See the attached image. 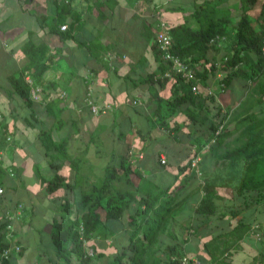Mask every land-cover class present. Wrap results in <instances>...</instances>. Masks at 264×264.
Returning a JSON list of instances; mask_svg holds the SVG:
<instances>
[{
  "label": "crops",
  "instance_id": "crops-1",
  "mask_svg": "<svg viewBox=\"0 0 264 264\" xmlns=\"http://www.w3.org/2000/svg\"><path fill=\"white\" fill-rule=\"evenodd\" d=\"M207 1L0 0V119L9 131L0 149V209L21 208L13 220L14 240L23 249L17 264H109L117 259L129 243L127 215L141 206L137 202L120 219L106 221L109 234L83 241L92 253L87 263L76 255L69 262L58 258L50 236L53 219L79 218L86 211L82 199L107 184L109 176L125 198L142 200L165 190L163 198L170 194L179 201L159 234L157 264H168L170 248L197 256L202 264H264V198L257 201L256 190L238 194L226 185L215 186L211 195L199 188L206 178L235 182L244 177L248 160L238 162L243 171L237 174L236 163L217 156L236 146L234 141L264 135V72L249 76L258 61L255 52H241L239 74L222 88L226 72L219 63L225 45L209 50L217 62L214 74L190 97H183L172 71L160 72L157 19L168 27L186 22L196 28L204 20L198 7ZM263 3L226 0L217 7L231 9L233 28L245 9L257 33ZM62 24L66 29H60ZM40 43L52 63L37 85L39 100L29 95V106L8 91L27 49ZM26 78L31 79L27 73ZM87 95L111 109L92 114ZM223 113L220 132L225 136L209 151L210 125ZM194 152L195 165H187ZM254 175L261 177V171ZM52 181L61 185L49 190ZM116 264L129 260L119 258Z\"/></svg>",
  "mask_w": 264,
  "mask_h": 264
},
{
  "label": "trees",
  "instance_id": "trees-1",
  "mask_svg": "<svg viewBox=\"0 0 264 264\" xmlns=\"http://www.w3.org/2000/svg\"><path fill=\"white\" fill-rule=\"evenodd\" d=\"M225 1L209 0L205 2V7H198V12H202L204 20L196 28L190 27L186 22L169 27V33L172 38V53L187 62L193 74V78L189 79L172 72L175 84L180 85L184 98L191 96L190 93L193 92L191 90L192 84L196 83L198 90V84L205 85L207 78L214 74L217 62L209 58L208 51H215L222 44L225 45V54L221 57L219 66L223 72H226L220 79L222 88H225L239 74V64L242 60L241 52L245 49H253L258 58L256 67L249 76L252 77L264 72L263 59L260 54L261 42L264 39V3L259 14L263 19L262 28L259 32L254 33L250 27L245 9L242 10L243 13L236 27H230L232 22L230 18L231 9L225 6L217 7ZM240 1L244 4V2H253L254 0ZM247 29L251 31L249 30L248 32ZM216 36H223L224 39H216ZM155 48L157 50L156 45ZM46 52L47 46L44 43L31 44L29 46L26 51V61L21 67L19 75L13 79V90L8 91L9 95L15 93L27 105H31L32 101L29 98L30 88L24 80V74L30 75L33 84L38 85L41 82L43 73L52 63V59L46 57ZM157 57L160 72L164 73V71L169 69V64L161 59L158 50ZM205 99L214 102L212 95H206ZM225 117L226 114H221L219 122L210 125V133L208 135V142H210L209 151H213L217 147V143L225 136L222 132L216 133L217 128L222 124ZM8 134V126L4 124L1 118L0 149L5 146ZM195 156L196 153L194 152L189 158L187 165L191 164ZM217 157L219 159H228L236 163V165L239 161L248 160L249 163L245 169L246 175L239 178L234 189L238 194L244 190H256L259 194L257 201L260 196L264 198V135L250 137L245 142L225 150ZM261 161L263 162L262 164ZM187 165H184V167ZM234 167L236 169V166ZM260 171L261 177L260 175L256 177L254 174H259ZM110 174L114 173L111 172ZM111 181L112 178L109 176L107 184L97 186L95 191L93 190L92 193L82 199V207L86 211L79 218H71L68 215L59 220L53 219L50 236L54 253L64 262H69L72 255H76L81 263L89 262L91 255L86 252L83 241L99 232H105V234L108 232L109 234V230L105 227L106 221L120 219L124 212L130 209L133 202H137L142 207L140 206L141 208L139 207L133 213H128L127 215L131 227L128 234L129 243L121 250L117 259L115 257L109 264H116L119 258L125 257L129 260V264H157L159 260L156 256V251L159 247L156 243L159 234L164 231L170 212L179 201L175 202L174 195L170 194L163 198L162 195L165 190L154 192L146 198L141 197L142 200H136L134 196L125 198L123 193L117 190ZM2 185L0 176V187ZM59 185L61 184L58 181H52L48 189L53 190ZM215 185H222V182L211 181L210 185L205 186V190L208 192ZM224 185L230 184L225 183ZM104 195H106V198H103ZM204 202L205 199L203 198L201 204ZM4 218V213L0 209V254L2 249L8 246L5 239L7 221H4ZM16 243L18 244V242ZM170 249L173 250V248ZM171 250L168 251L170 255L168 264H179L181 255L175 254ZM22 251L23 249L20 247L18 253L12 252L4 260L0 258V264H17L15 261L16 256L21 254Z\"/></svg>",
  "mask_w": 264,
  "mask_h": 264
},
{
  "label": "built area",
  "instance_id": "built-area-1",
  "mask_svg": "<svg viewBox=\"0 0 264 264\" xmlns=\"http://www.w3.org/2000/svg\"><path fill=\"white\" fill-rule=\"evenodd\" d=\"M66 27L67 26L65 24H62L60 26V29L64 30L66 29ZM216 39L223 40L224 37L216 36ZM154 42L157 47V50L160 52L161 59L164 60L167 64H169L170 71L174 73H178L184 78H189V79L193 78V74L191 72V69L188 63L183 61L177 55L172 53L171 51L172 38L169 33V27L160 18L157 19ZM260 54L263 59V69H264V39L261 42ZM26 82L30 88V91H29L30 98L34 101H38L39 94L41 93V87L34 85L32 80L29 78H26ZM191 90L193 92L197 91L196 83L191 85ZM85 104L88 106L92 114L105 113L109 109H111V104H108V103L97 104L91 99L89 95L85 97ZM221 128L222 126L220 125L217 128L216 133L220 132ZM161 162H164V160H161ZM195 162H196V159L194 158L191 162V165L194 166ZM2 193H3V189L2 187H0V195ZM20 212H21L20 207H17V209L14 211H11L10 209H5L3 211L4 217H5L4 221H7V224L5 225V232H6L5 239L8 243V246L2 249L1 254H0L1 260L7 259L12 252L18 253L20 250L21 246L15 242L14 236H13V231H14L13 220L18 216ZM179 264H202V262L197 256H189V255L183 254L179 257Z\"/></svg>",
  "mask_w": 264,
  "mask_h": 264
},
{
  "label": "rangeland",
  "instance_id": "rangeland-1",
  "mask_svg": "<svg viewBox=\"0 0 264 264\" xmlns=\"http://www.w3.org/2000/svg\"><path fill=\"white\" fill-rule=\"evenodd\" d=\"M240 141H242V140H237V141H234V144H240L241 142ZM234 169H235V167H234ZM236 173L237 174H242V171H243V168H242V166L241 165H236ZM210 183H211V181H209L207 178L206 179H204L203 180V182H199V188L200 189H202V191L205 193V194H212L213 192H214V187L215 186H217V185H215V186H213L212 187V189H210L208 192L205 190V186H207V185H210ZM225 183H229L230 185H226V187H229V188H231V190H234V188H236V185H237V181H235V182H225ZM224 182H222V185L224 186V184H225ZM2 189H3V187H2ZM2 195H3V193H2ZM5 207H2L1 208V211H4L5 209H4ZM13 227H14V225H13ZM13 236H14V231H13ZM86 251H87V253L88 254H92L91 253V251L89 250V248H87L86 247V249H85Z\"/></svg>",
  "mask_w": 264,
  "mask_h": 264
}]
</instances>
